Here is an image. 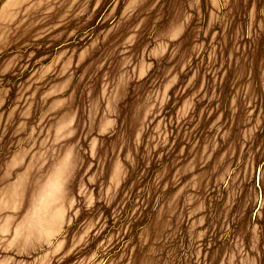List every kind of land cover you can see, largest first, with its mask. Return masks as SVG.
<instances>
[{"label": "rangeland", "instance_id": "374dc122", "mask_svg": "<svg viewBox=\"0 0 264 264\" xmlns=\"http://www.w3.org/2000/svg\"><path fill=\"white\" fill-rule=\"evenodd\" d=\"M0 264H264V0H0Z\"/></svg>", "mask_w": 264, "mask_h": 264}]
</instances>
